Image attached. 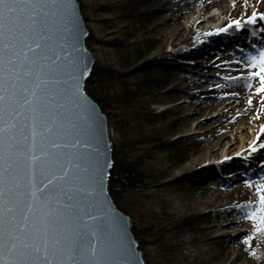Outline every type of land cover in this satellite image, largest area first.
Returning a JSON list of instances; mask_svg holds the SVG:
<instances>
[{
	"label": "snow or ice",
	"instance_id": "1",
	"mask_svg": "<svg viewBox=\"0 0 264 264\" xmlns=\"http://www.w3.org/2000/svg\"><path fill=\"white\" fill-rule=\"evenodd\" d=\"M257 17L264 12L247 19ZM86 35L72 0H0V264H141L129 220L107 195L111 161L103 112L85 91ZM250 59L264 92V48ZM257 192L259 208L246 216L264 234V183Z\"/></svg>",
	"mask_w": 264,
	"mask_h": 264
},
{
	"label": "rangeland",
	"instance_id": "2",
	"mask_svg": "<svg viewBox=\"0 0 264 264\" xmlns=\"http://www.w3.org/2000/svg\"><path fill=\"white\" fill-rule=\"evenodd\" d=\"M145 1L147 8L144 9L142 21L134 25L127 20L125 9L119 7L127 0H82L86 5V24L94 37L91 45L88 46L93 51L95 62L112 65L123 71L131 70L135 75L145 68L151 70L153 67L149 66L152 65L148 63L149 61H156L169 70L161 73L159 83L154 84L156 87L148 88L145 93L139 92L140 95L138 94L136 100L139 103L154 100L155 104L151 108L156 111L170 109L173 122L160 123L150 120L144 126V130L147 131L153 129L157 132L161 131L164 138L161 146H167V150L149 151L148 175L139 187L124 193L134 208L132 223L134 221L140 227L147 228L143 249V253H146L145 259L150 260L152 264H264V258L257 260L252 254L256 243L254 230L259 222L250 220L246 216L254 206L259 208L260 193L257 192V188L264 183V171L254 172L253 169H249L248 173L239 177L238 183L234 184L230 179L224 182V177L229 176L226 175L223 167H218L215 163V160L222 156V151L214 158H207L206 163L213 161L212 166H204L202 172H198L197 168L194 170L186 168L189 159L195 158L214 140L213 137L197 138V133H192L191 125L200 116L189 117L188 111L179 105L182 100L189 103L194 98L191 91H196V88L185 80V76H192V80L200 79L188 69V66L194 65L198 56L178 52L182 46L183 49L185 48L184 45L180 47L167 45L161 48L159 43L161 26L157 27L156 24L176 14V10L164 11V4L182 9L186 5L199 6L201 2L200 0ZM230 2L234 1L230 0ZM105 5H111L110 8L113 10H102ZM213 12H218V9L213 8L211 13ZM172 25L174 21L165 25L164 29ZM114 40L124 45L136 43L137 47H141L139 56L131 58V64H123L120 59V49L110 44ZM212 49L213 47L210 46L209 50ZM229 53H233V49H229ZM241 62L245 66L252 61L250 59ZM243 69L242 72L246 71L249 78L237 82H232V76L222 72L208 75L218 80L220 85L214 96L233 94L245 97L247 102L251 99L253 106L261 105L264 112V92L256 90L260 86L259 77L251 76L254 70L259 71V69L250 67ZM138 80L136 76L131 78L132 83ZM209 85L206 84L205 87ZM146 93H149L148 96ZM254 126L256 124H249L244 130L251 132ZM235 128L240 129L239 123H233L227 132L231 134L230 130ZM111 129V140L115 141L119 135L114 128ZM200 129L201 131L198 132L200 134L203 131L212 132L209 131L210 123ZM244 138V142L238 140L236 146L248 143L249 137ZM182 143L186 145V150L178 155ZM169 144L175 147V151H169ZM242 164L244 165L245 161L239 159V165L235 168L238 169ZM215 173H219L220 176L215 178ZM239 214L241 216L237 217ZM249 235L252 237L250 243L246 242Z\"/></svg>",
	"mask_w": 264,
	"mask_h": 264
},
{
	"label": "bare ground",
	"instance_id": "3",
	"mask_svg": "<svg viewBox=\"0 0 264 264\" xmlns=\"http://www.w3.org/2000/svg\"><path fill=\"white\" fill-rule=\"evenodd\" d=\"M233 1L231 3L230 0H200L199 6L186 5L182 9L164 4V11L176 10V14L158 21L156 25L157 27L161 26L159 37L161 48L167 45L175 47L184 45L185 48L183 49L182 46L178 52H183L184 55L198 56L194 65L188 66V69L200 79L192 80V76H185V80L189 81L193 88H196V91H191L194 98L189 103L182 100L179 105L188 111L189 117L200 116L191 125L192 133H197V138L213 137L214 140L195 158H190L186 168L189 170L197 168L198 172H202L204 166H212L213 161L206 163L207 158H214L222 151L221 157L227 154L231 155L226 156L228 159L219 157L220 159L215 160V163L218 167H223L224 172L229 176L224 177L223 181L227 182L230 179L235 184L238 183L241 175L248 173L249 169H253L254 172L264 171V148L259 147L260 144H264V131H261V126L264 125L263 107L261 105L255 107L253 102L248 103L245 97L233 94L214 96V92L219 90L220 85L218 80L208 75L222 72L225 75H231L232 82L249 78L246 71L242 72L243 68L247 67L241 61H249L251 56L256 55V50L246 45L242 36L251 37L247 26H263V34L260 36L258 44L264 42V19L257 17L254 24L247 19L253 11L264 12V0ZM215 7L218 12L211 13ZM251 7L253 8L251 9ZM243 8H245L244 11ZM233 20H240L243 27L237 28L235 25L228 27ZM171 21H174V25L164 29L165 25ZM225 27H228L226 32L215 31ZM233 44H237L239 47L235 48ZM210 46L213 47L212 50H209ZM229 49H233V53L230 54ZM215 65L217 66L215 67ZM206 84L210 85L205 87ZM207 123L211 125L209 131H212L210 132L212 135L207 131L198 133L201 131L200 128H203ZM233 123H239L241 130L231 129L230 134L227 131ZM252 123L256 126L252 128L251 132L244 130L247 125ZM246 136L249 137L248 143L236 146L238 140L244 142ZM254 140L256 144L253 147L257 148L256 152H252L249 147ZM237 153L240 155H236ZM239 159L244 160L245 164L236 169ZM210 169L214 171L212 167ZM214 176L217 178L220 174L215 173Z\"/></svg>",
	"mask_w": 264,
	"mask_h": 264
},
{
	"label": "trees",
	"instance_id": "4",
	"mask_svg": "<svg viewBox=\"0 0 264 264\" xmlns=\"http://www.w3.org/2000/svg\"><path fill=\"white\" fill-rule=\"evenodd\" d=\"M79 1L86 19V5L82 0ZM146 4L145 0H127L119 7L122 10L125 9L127 20L136 25L137 22L142 21L145 14L144 9L147 8ZM110 6H103L102 10H113ZM93 38L90 31L87 39L89 46L94 40ZM110 44L120 49V59L123 64H131V58L138 57L141 51V47H137L136 43L124 45V43L114 40ZM148 63L152 64L149 65L153 67L151 70L145 68L144 71L135 75L133 72V74L131 73V70L123 71L118 67L103 65L96 61L86 81L87 92L99 103L108 116L111 128H114L119 135L117 140L112 139L113 166L109 177V191L116 205L130 216L134 214V208L124 193L139 187V184L148 175L147 157L150 156L149 151L167 150V146H161L164 139L161 131L157 132L155 129L147 131L144 130V126L150 120L160 123L163 121L173 122L171 120L173 115L170 114L169 108L156 111L151 108L155 104L154 100H149L146 103L136 102L139 92L145 93L148 88L156 87L154 84L159 83L161 73L168 70L156 61H149ZM133 76L139 79L136 83L131 82ZM146 94L148 96L149 93ZM185 150L186 145L182 143L178 155L184 153ZM169 151H175V147L169 144ZM239 216L241 214L237 217ZM132 225L134 234L139 241V247L143 250L146 243L144 234L147 228L140 227L134 221ZM255 241L252 251L256 253L254 256L257 260H262L264 258V234L256 232ZM144 254L146 257V253ZM146 262L152 264L147 258Z\"/></svg>",
	"mask_w": 264,
	"mask_h": 264
},
{
	"label": "water",
	"instance_id": "5",
	"mask_svg": "<svg viewBox=\"0 0 264 264\" xmlns=\"http://www.w3.org/2000/svg\"><path fill=\"white\" fill-rule=\"evenodd\" d=\"M72 3L75 4L76 12L78 13V15L80 17L81 24L83 25L85 31L87 32V35L86 36H82L81 40H82V42L84 44V47L88 50V54L91 57V61H92L91 72H92V69H93L94 63H95V57L93 55V51L89 48V46L87 44V38L89 36L90 30L87 27L84 14H83V12L81 10L80 1L79 0H72ZM54 22H55V24L57 26H59L60 23H61L60 19H58V18L55 19ZM91 72H90V74H91ZM88 77L85 78V91H86L87 95L89 96V98L92 101H94L95 104L97 105V107L103 112V116H104V136H105V143L107 144V148H108L107 156H108V159L111 161V167L108 169L109 175H108V177L105 180V186H106V190H107L108 199L111 201L112 207H113V209H115L116 212H118L120 215L128 218V220H129V225H128L129 237L134 241L135 249H136V252H137V257L141 261V264H147L145 256H144V253H143V250L139 247V241H138V239L136 238V236L134 234L131 216L129 214L125 213L124 211H122L116 205V203H115V201H114V199H113V197H112V195H111V193L109 191V177H110L111 169H112V166H113L112 140H111V131H110L111 127L109 125V119H108L107 114L102 110V108L99 105V103L91 95H89V93L86 90V81H87ZM25 134H27V129H25ZM21 168H22L21 182H22V184H27L28 180L30 179V172L28 171L26 165H24V164L21 165ZM39 179L40 178L38 176L37 177V182L38 183H39ZM22 190H24V189H22Z\"/></svg>",
	"mask_w": 264,
	"mask_h": 264
}]
</instances>
